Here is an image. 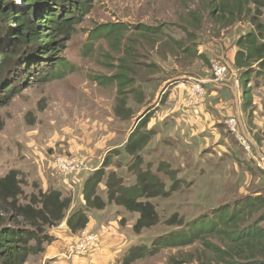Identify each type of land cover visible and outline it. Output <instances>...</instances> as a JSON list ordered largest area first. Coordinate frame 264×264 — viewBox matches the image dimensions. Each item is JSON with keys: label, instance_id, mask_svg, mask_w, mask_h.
Instances as JSON below:
<instances>
[{"label": "rangeland", "instance_id": "374dc122", "mask_svg": "<svg viewBox=\"0 0 264 264\" xmlns=\"http://www.w3.org/2000/svg\"><path fill=\"white\" fill-rule=\"evenodd\" d=\"M208 1L215 3L92 0L89 12L71 36L58 40L63 46H56L60 51L54 56L62 59V69L56 73L52 65L46 74L38 65L37 75H26L23 85L16 86L18 93L8 102L0 101V177L14 171L17 204H27L34 196L55 189L71 197L69 210H85L89 218L86 227L97 232L103 244L119 236L118 259L95 263L101 260L95 256L88 264H122L131 246L156 248L157 240L189 229L193 222L206 217L212 222L209 213L213 209L233 206L231 202L241 194L264 192V174L258 169L264 168L246 149L264 147V67L251 64L253 72L245 81L252 101L244 110L246 85H242L241 73L233 63L236 40L255 30L257 24L264 27V7L252 11L250 3L248 16H237L235 11L217 22L210 21L206 12ZM119 25L124 27L121 35ZM126 49L132 51L134 63L122 86L120 98L125 101L119 112V68L125 64L121 60ZM216 63L224 66L225 76L204 84L203 97L194 105L189 103L191 83L212 78ZM180 99L183 107L178 109ZM147 113L150 121L142 130L152 135L140 152V168L157 174L163 186L159 183L162 191L148 198L159 221L137 233L133 230L137 213L116 204L86 210L76 197L82 193L84 180L101 167L106 156L110 158L107 173L115 172L127 186L134 184L136 178L129 168L133 157L123 153V148L140 116ZM231 117L236 119L238 132L233 133L228 125ZM114 149L119 152L114 153ZM73 155L84 157L90 165V155L99 156L101 163L68 174L56 169V157ZM84 174L83 180H75ZM174 181L178 184L173 189ZM98 192L106 199L104 182ZM5 202L0 203V214L6 217V226L31 227L18 215L14 219L11 199ZM174 214L177 217L170 222ZM63 223L43 229L52 237L51 242L56 230L66 229ZM36 232L42 238V232ZM201 237L190 243L160 245L155 253L130 264L221 263L211 247L224 246L221 234L207 236L209 247ZM51 242L43 243L42 251L29 255L24 264H76L74 258L86 264L87 257L70 254L72 242L62 251L47 253ZM66 252L67 257L60 259L58 255Z\"/></svg>", "mask_w": 264, "mask_h": 264}, {"label": "trees", "instance_id": "16d2710c", "mask_svg": "<svg viewBox=\"0 0 264 264\" xmlns=\"http://www.w3.org/2000/svg\"><path fill=\"white\" fill-rule=\"evenodd\" d=\"M19 1L0 0V93L3 94L0 96V101L2 100V103L8 102L18 93L16 86H22L28 76L37 75L38 65L45 68L46 74L51 71L52 65H55L56 73L62 69V59L54 56L60 51L56 46H63L62 41L58 40L61 37L68 39L71 36L75 26L89 12L92 3V0H21L22 5H20ZM214 2L213 4L208 1L206 12L210 21L217 22L232 16L235 11L237 16H248L254 9L259 10L260 6L264 7V0L227 2L214 0ZM250 3H252V11L247 8ZM191 17L193 19L196 17L193 11ZM123 29L124 27L119 25V35ZM256 29L248 31L236 40L238 48L233 58L234 68L238 74L241 73L239 79L242 80V85H246L242 102L244 110H247L252 101L250 86H247L245 81V78L253 72L251 64L257 63L258 66L264 67V27L257 24ZM124 53L125 57L121 61L125 64H121L119 68V112L123 110L125 101L120 98L124 94L122 86L127 83V72L131 71L132 62L134 63L132 51L126 49ZM37 59L39 62L34 66ZM24 62L26 63L23 64ZM125 115L129 116V114ZM149 118L148 113L140 116L135 130L130 134L123 148V153L133 157V163L129 168L136 178L134 184L127 186L123 178L115 172L107 173L106 168L110 166V158L106 156L101 167L92 171L84 180L82 188L86 210H100L108 204H116L129 212L137 213L138 218L133 225V230L137 233L159 221L155 207L148 198L162 191L159 183L163 186L157 174L152 173L150 169L140 168L142 164L140 152L152 135L151 131L142 130ZM2 126L0 117V130ZM117 149L113 152L118 153ZM258 169L264 174V170ZM166 173L168 174V171ZM102 182L106 187V199L98 192ZM177 184V181H174L172 188L174 189ZM16 196L14 171H11L0 177V201L11 199L12 202L9 203L15 212L14 219L18 216L22 217L31 227L6 226V217L0 214V264H24L29 255L42 251L41 245L52 241V237L43 229L57 226L65 221L70 234H76L86 228L89 222L84 209L69 210L71 197L63 196L55 189L34 196L31 202L23 205L17 204ZM231 205L233 206L221 205L213 209L209 213L212 222L206 221L207 217L193 222L189 229H183L178 233L172 232L173 234L157 240L155 244L173 246L190 243L198 240L202 235L203 243L209 247L210 241L207 236L211 233H220L224 246H211L221 261L217 264H264V192L257 195L241 194L235 202H231ZM2 208L0 204V209ZM176 217L177 215L174 214L170 222ZM34 229L42 232V238ZM156 248L149 249L145 244L131 246L124 255L122 264H130L146 254H153L157 251Z\"/></svg>", "mask_w": 264, "mask_h": 264}, {"label": "built area", "instance_id": "2783aa9c", "mask_svg": "<svg viewBox=\"0 0 264 264\" xmlns=\"http://www.w3.org/2000/svg\"><path fill=\"white\" fill-rule=\"evenodd\" d=\"M225 68L221 66L219 63L215 65L213 69L212 78H205L202 80H194L189 89V103H193V105L201 98L204 94L203 85L207 83H213L211 81H217L218 79L225 76ZM215 83V82H214ZM193 84V85H192ZM202 94V95H201ZM197 95H201L199 97H195ZM232 121L230 122L229 127L233 131V133L238 132L236 130V119L231 117ZM230 130V131H231ZM231 131V132H232ZM250 155H252L258 164L259 167L264 168V147H259L258 149H253L252 147L247 146L246 148ZM255 152V153H254ZM54 166L57 170H60L63 173H75V171H86L91 169L93 166L90 165L87 159L81 157L79 155H73V157L68 156H58L55 158ZM95 170V169H94ZM65 226V223L62 224ZM70 245L71 251L70 254L75 253L79 256L90 257L94 253L100 252L103 249V241L101 240L99 234L89 228H84L76 233L74 240L71 241ZM69 248V250H70ZM68 252L64 255L67 257Z\"/></svg>", "mask_w": 264, "mask_h": 264}, {"label": "crops", "instance_id": "0c3cea01", "mask_svg": "<svg viewBox=\"0 0 264 264\" xmlns=\"http://www.w3.org/2000/svg\"><path fill=\"white\" fill-rule=\"evenodd\" d=\"M182 94V93H181ZM182 98V97H181ZM183 104H182V101H181V99H180V105H179V108L178 109H181L183 106H182ZM230 108H232V107H230ZM226 111H229L228 109L226 110ZM149 121H150V119H149ZM178 122H179V120H178ZM215 128H216V126H215ZM217 140H219V139H217ZM214 142H215V140H214ZM90 159H91V164L92 165H95V164H100L101 163V160H100V158H99V156H93V155H90ZM86 175L84 174L83 176L81 175L78 179H75V180H83V178L85 177ZM76 198H78L79 200H81L83 203H84V199H83V195H82V193H80L79 192V194L77 195V197ZM106 208V207H105ZM104 208V209H105ZM114 234V233H113ZM56 235V236H55ZM55 235H54V241L53 242H51V243H53V244H51V245H49L48 246V248H47V253L49 252V250L50 251H57V250H60V251H62L63 250V248L65 247V245L67 244V243H69V242H71V241H73L74 240V237H75V235L76 234H70V232H69V230H68V228H67V226H66V229H62L61 228V230H59V231H57L56 230V233H55ZM115 235H117V234H115ZM106 238V239H105ZM104 239H105V241L107 240V234L105 235V237H104ZM109 239V243L108 244H105L104 243V246H103V249L100 251V252H97V253H95V254H93L92 256H90V257H87V258H84L85 259V262H86V264H88V262H89V259H93L95 256H99V259H101V260H97V261H95V263H99V262H101V261H109V260H114V259H118V257H119V249H118V245H119V236L118 237H114L113 238V236L112 237H110V238H108ZM121 241V240H120ZM55 244V245H54ZM115 247H117V248H115ZM59 251V252H60ZM58 252V253H59ZM54 254V253H53ZM60 254H61V256H60ZM58 256H59V258L60 259H64V258H66L65 256H64V253H60ZM55 255V254H54ZM53 255V256H54ZM64 257V258H63ZM82 258V259H83ZM73 260V263H76V264H79V263H81L82 264V261L81 262H79V260H75V258L74 259H72ZM71 260V261H72Z\"/></svg>", "mask_w": 264, "mask_h": 264}]
</instances>
